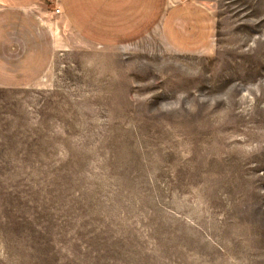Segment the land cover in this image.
<instances>
[{
    "label": "rangeland",
    "instance_id": "1",
    "mask_svg": "<svg viewBox=\"0 0 264 264\" xmlns=\"http://www.w3.org/2000/svg\"><path fill=\"white\" fill-rule=\"evenodd\" d=\"M151 1L0 87V264H264V0H161L209 10L193 52Z\"/></svg>",
    "mask_w": 264,
    "mask_h": 264
},
{
    "label": "crops",
    "instance_id": "2",
    "mask_svg": "<svg viewBox=\"0 0 264 264\" xmlns=\"http://www.w3.org/2000/svg\"><path fill=\"white\" fill-rule=\"evenodd\" d=\"M116 1L0 0V87H27L42 79L53 60L55 28L64 33L68 26L72 33L88 41L96 38L83 29L82 23L96 31L105 23L101 32L110 34V38L126 34L124 25L114 29L124 13L115 10ZM54 5L60 7L61 13H54ZM126 13L130 16V8ZM146 17L144 22L159 24L164 38L176 50L193 52L211 43V14L194 2L172 3L162 11L161 0H153Z\"/></svg>",
    "mask_w": 264,
    "mask_h": 264
},
{
    "label": "built area",
    "instance_id": "3",
    "mask_svg": "<svg viewBox=\"0 0 264 264\" xmlns=\"http://www.w3.org/2000/svg\"><path fill=\"white\" fill-rule=\"evenodd\" d=\"M53 11H54V13H56V14L61 13V9H60V7H58V6H56V5L53 6Z\"/></svg>",
    "mask_w": 264,
    "mask_h": 264
}]
</instances>
